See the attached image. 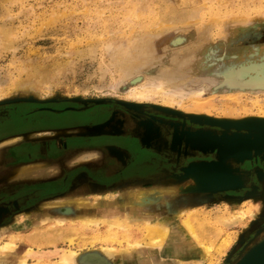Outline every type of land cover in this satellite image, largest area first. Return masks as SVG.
I'll return each instance as SVG.
<instances>
[{"label":"rangeland","instance_id":"obj_1","mask_svg":"<svg viewBox=\"0 0 264 264\" xmlns=\"http://www.w3.org/2000/svg\"><path fill=\"white\" fill-rule=\"evenodd\" d=\"M103 105L132 127H163L173 138L174 150L184 144L191 158L212 160L215 151H201L193 141L195 133L220 134L231 121L228 131L247 132L256 126L252 122L264 120V0H0V122L35 124L44 109L64 117ZM85 129L90 133L95 126ZM73 132L45 129L4 138L9 142L0 140V157L6 147L21 141ZM189 163L181 169L183 178L164 183L173 192L139 189L150 180L126 186L130 197L140 190L157 199L166 194L182 213L168 211L164 218L154 211L137 214L143 219L110 228L107 222H84L78 216L89 213L75 211L76 204L66 195L56 196L0 223V244L14 242L12 249L0 250V264H20L22 259L64 264L61 254L69 249L79 252L80 264H101L93 257H102L103 245L151 243L155 235L144 230L146 220L157 217L169 226V240L189 217L201 232L200 241L210 244L206 256L185 249L182 256H190L188 260L234 264L254 241L256 227L264 226V149L233 162L227 175L243 179L237 188L222 190L212 181L192 189L195 178L185 172ZM30 165L39 170L19 177L15 172L20 174L21 166L16 167L0 184L59 172L53 162ZM189 179L193 182L187 185ZM241 212L243 218H237ZM163 247L141 246L147 255Z\"/></svg>","mask_w":264,"mask_h":264},{"label":"flooded vegetation","instance_id":"obj_2","mask_svg":"<svg viewBox=\"0 0 264 264\" xmlns=\"http://www.w3.org/2000/svg\"><path fill=\"white\" fill-rule=\"evenodd\" d=\"M42 114L36 117L38 121L35 124L31 121L27 124L11 120L0 122V140L45 129H73L76 132L37 141L24 140L3 150L0 157V179L3 175L8 178V173L16 167L35 162H53L58 166L59 172L36 181L25 179L23 182L5 181L6 183L0 184V206L7 208V212L0 216L1 224L56 196L82 194L91 189L121 183L139 184L142 180L151 181L144 187L164 184L170 179L177 180L183 178V166L193 160L205 158H191L190 150L184 144L180 150H174L172 136H167L163 127L157 129L146 123H136L138 128L131 127L129 123L118 119L117 111L108 113L104 105L72 111L64 117L49 109H44ZM100 124L102 126H98ZM115 125L118 126L117 129ZM146 125L156 129L147 141L143 140L141 133ZM89 126H95V130L87 133L85 127ZM84 153L96 157L81 158ZM191 182L193 181L189 179L186 184ZM229 194L233 192L230 191Z\"/></svg>","mask_w":264,"mask_h":264},{"label":"bare ground","instance_id":"obj_3","mask_svg":"<svg viewBox=\"0 0 264 264\" xmlns=\"http://www.w3.org/2000/svg\"><path fill=\"white\" fill-rule=\"evenodd\" d=\"M199 91V90H198ZM197 91V92H198ZM203 91V90H202ZM201 92V90L199 91ZM126 112V111H125ZM132 113V112H131ZM113 115V114H112ZM259 115V114H258ZM260 115H264L263 114H260ZM133 117V116H132ZM134 118V117H133ZM111 119V118H110ZM130 119V118H129ZM110 121V120H109ZM117 122H119V120L116 119ZM143 121V120H142ZM162 121V120H161ZM166 123V122H165ZM110 124V123H109ZM176 124V123H174ZM101 125V124H100ZM115 129H117L116 125L114 126ZM132 127V126H131ZM138 128V126H136ZM156 127V125H155ZM158 127V126H157ZM173 127V126H172ZM190 127V126H189ZM119 129V128H118ZM130 129V128H129ZM155 128L151 125H146V127H144L143 130H141V133H142V138L143 140L147 141L150 136H152V133L156 130H154ZM158 129V128H157ZM171 130V129H170ZM177 130V128H176ZM119 131V130H118ZM127 131V130H126ZM135 131V130H134ZM169 131V130H168ZM192 132V131H191ZM194 132V131H193ZM129 133V132H128ZM140 133V132H139ZM190 133V132H189ZM217 133V132H216ZM154 134V133H153ZM181 134V133H180ZM179 134V135H180ZM185 134V133H184ZM156 135V133H155ZM163 135V134H162ZM192 135V134H191ZM197 135V137L195 136ZM193 135V141L196 142V143H200L201 145H204V146H209L211 144H219L220 146V155H218V158L217 157H213L212 160H207V159H198V160H193L191 161L188 166L185 168V172L190 174V175H193L194 178H195V181L194 183L191 185V188L194 189L196 186L199 185V187H202V188H205L206 186V183L208 182H212V181H215V183H219V184H222V182H229V183H232L233 180L231 179V177H228L224 174H222L223 172V169H222V162L224 163V160L226 158L227 155L225 154H240L241 152V149H243L245 146L249 145V139H256L257 141H263L264 142V128H259L257 130H255L253 133H252V137L250 138H247L245 136H219L217 137L216 135H212L210 133H202V134H195ZM202 135V136H201ZM157 136V135H156ZM168 136V135H167ZM170 136V135H169ZM176 138L177 140L179 139L178 138V135H176ZM201 136V137H200ZM141 138V137H140ZM139 138V139H140ZM191 138V137H190ZM189 138V139H190ZM138 139V138H137ZM138 139V140H139ZM173 139V138H172ZM175 139V138H174ZM6 142H9V139H4L2 141V143H6ZM143 142V141H142ZM151 142V141H150ZM175 142H178L175 140ZM141 143V142H140ZM142 144V143H141ZM149 144V143H148ZM172 144H174L172 142ZM259 144V143H258ZM179 145H181L179 143ZM176 146V145H175ZM182 146V145H181ZM188 146V145H187ZM192 146V144H191ZM261 146H264V143L261 144ZM173 147V146H172ZM179 147V146H178ZM195 147V146H194ZM179 150V149H178ZM202 151V150H201ZM181 152V151H180ZM196 152V150H195ZM179 153V152H178ZM171 154V153H170ZM176 155V153H174ZM193 154V153H192ZM220 156V157H219ZM217 158V159H216ZM27 165V164H26ZM26 165H22L21 167H19V170L20 173L22 171H24V169L28 168ZM26 172V171H25ZM24 172V173H25ZM258 174V173H257ZM200 175V177H199ZM192 177V176H191ZM190 178V177H189ZM193 178V177H192ZM243 179H241L240 177H236L235 178V181L237 183H240ZM154 185V184H153ZM187 187V186H186ZM197 188V187H196ZM147 189V188H146ZM174 188L171 186H163V187H153L151 190L152 191H155V192H173ZM259 189V188H258ZM201 190V188H200ZM255 190V188H254ZM181 191V190H180ZM183 191V190H182ZM134 193V192H133ZM70 196V195H69ZM75 197V196H74ZM133 200L134 202H136V204H138L139 206L140 205H144V204H147L149 202H152V201H155L158 197L156 196H153V195H150L148 192H145L144 190H140L138 191L136 194L133 195ZM74 199V198H73ZM131 200V201H133ZM68 201V200H67ZM76 201V200H75ZM172 201V200H171ZM94 202V201H93ZM173 202V201H172ZM77 203L78 205H83L85 207H82L83 211L84 212H88L89 214L88 215H84L82 217L83 221L84 222H87V223H98L99 222V218H102V217H99V216H96V219L94 218V216H91L93 215V213L91 212H97V210H93L91 208H88L90 202H89V199L87 198H79L77 200ZM76 204V203H74ZM125 204V203H124ZM186 204V203H185ZM172 203H168L166 205L165 208H161V206H155L153 207V209L151 208V212H155V213H159V214H165L167 213L168 211H174L175 213H179V212H183L184 210L179 208V206L177 205H172ZM182 205V204H181ZM70 206V205H69ZM139 206H136V208L134 207H131L133 209L130 210V213L131 214H136L138 213L139 214V211H138V207ZM100 207V206H99ZM107 207V206H106ZM109 207V206H108ZM141 207V206H140ZM182 207V206H181ZM104 208V207H103ZM148 208V207H147ZM167 208V209H166ZM106 209V208H105ZM104 209V210H105ZM259 209V208H258ZM192 210V209H191ZM11 211V210H10ZM100 211V210H99ZM107 211V210H106ZM150 211V210H149ZM189 211V210H188ZM240 211V210H239ZM242 211V210H241ZM7 212V208L4 207V206H0V216H3V214H5ZM71 212V211H70ZM102 212V211H100ZM105 212V211H103ZM191 212V211H190ZM173 213V214H175ZM251 214V213H250ZM193 215V214H192ZM243 215L244 213L241 212L240 214H237V218H243ZM252 215H255V213H252ZM125 216V215H124ZM160 216V215H159ZM188 216V215H187ZM232 216V215H231ZM256 216V215H255ZM98 217V219H97ZM143 217V216H142ZM164 218V216H162ZM146 218H149L148 216ZM63 219V218H62ZM62 219L58 220V221H63ZM159 218H149L146 220V226H145V229L144 230H147L149 232L150 235H155V236H152V242H150V240L148 242H143L141 240H137V241H128V245L126 247H121V248H117L116 246L114 245H103L102 246V250L107 254V255H110L112 257H114L115 259H120L123 257V253H125V255H128L129 254L131 255L133 253V249H136L137 252H139L140 254L143 252V250L145 248H141V246L144 244V243H148L150 245H154L156 246L157 248H161L163 247L164 245H168L166 244V242L169 243V246H168V249L170 252H172V254L174 256H177L175 258H173V261L174 263H178V264H196L195 262H197V264H200V260L201 259H194V260H188L187 261L185 259H182V255L184 253V251H186L185 249H188V246H187V243L190 244L189 240H186L184 238H182V236H175L173 237V243H174V246L172 245V240H169L168 238H170V235H169V227L168 225H165L164 223L162 222H158ZM110 220V219H109ZM106 222V221H104ZM109 227H113L115 225H120L119 222L117 223H113L112 221L111 222H107ZM121 223V222H120ZM107 225V226H108ZM133 225V223H132ZM117 227V226H116ZM127 227V226H126ZM180 228V227H179ZM183 231L188 234L189 237H191L193 239V241H196V242H199L200 246L199 247V250L203 251L204 252V255H208L211 251V247H210V244L209 245H206L204 244L203 242L200 241V236H201V232H199V229L197 228V226H195L193 224V222L190 220L189 217L185 218L183 221H182V228ZM181 231V230H179ZM182 232V231H181ZM255 235L256 237L254 238V241L252 242L251 246L249 247L248 250H246L242 255L241 257L236 261V263H239L244 257L243 256H247L248 254H250L251 252H253L255 249H257L259 246H261L263 243H264V226L262 227H259L255 229ZM157 236H159V238L157 239ZM180 235V234H179ZM128 238V237H127ZM205 238V237H204ZM166 239V241H165ZM171 239H172V236H171ZM253 239V238H252ZM169 240V241H168ZM251 240V239H250ZM126 241V240H125ZM165 241V242H164ZM164 242V243H163ZM193 243V242H191ZM13 245H14V242L13 241H10V240H6L4 241L2 244H0V250H10L13 248ZM195 245V244H194ZM212 246V245H211ZM146 247V246H145ZM213 250V249H212ZM242 250V249H241ZM190 252V251H189ZM79 252L77 250H74V249H69L67 251H65L64 253L61 254V257H60V262L61 263H64V264H80L77 260H76V255L78 254ZM159 254V253H158ZM191 254V253H190ZM193 255V253H192ZM211 256V255H210ZM240 256V255H239ZM131 259L130 262H125L126 264H135L132 261L133 257L130 256ZM153 257H158L157 255H153ZM19 259V258H18ZM114 259V260H115ZM161 258L158 257L156 259V261H158V264H165L164 262L161 263ZM204 259V258H203ZM208 259V257H207ZM133 260H136V259H133ZM98 262H101V264L103 263L101 259H97ZM128 261V259L126 260ZM143 261V260H142ZM182 261H185L184 263H182ZM192 262V263H191ZM194 262V263H193ZM20 264H30L28 261H26L25 259H22L21 263ZM60 264V263H59ZM136 264H140V263H136ZM141 264H143V262H141ZM144 264H147L145 263L144 261Z\"/></svg>","mask_w":264,"mask_h":264},{"label":"crops","instance_id":"obj_4","mask_svg":"<svg viewBox=\"0 0 264 264\" xmlns=\"http://www.w3.org/2000/svg\"><path fill=\"white\" fill-rule=\"evenodd\" d=\"M98 126H102V125H98ZM98 126H96V127H98ZM109 150L112 151V148L109 147ZM27 166H29V164H27ZM30 166L31 167H28V168L24 169V171H22L20 174L18 172H15V175H17L19 177H22V176H25V175L29 174V171L30 172H34L36 170L37 171L39 170L34 165H30ZM42 178L43 177H37V179H32V180L33 181L34 180L36 181V180H39V179H42ZM129 185H131V184L121 183V184H117V186H108L107 188H102V189H91V190L85 191L82 194H76V195H70V196L69 195H66L65 198L66 199L68 198L69 199V202L76 203V206L77 207H75V211H78L80 213L81 212H84L83 209H82L83 206H79L78 203H77V200L79 198H83V197L89 199L90 204H89L88 208H91L93 210L94 209L97 210V212L96 211L95 212H91V213H93V215H91V216H94L95 219H96V216L102 217V218H99V219L97 217V219L99 220V223H103L104 221H106V222H111L112 221L113 223H117V222H121L122 223V222H124L127 219L130 222H135V221H137L139 219H143V218H142V216H138L137 217V214L138 213H136L135 215L130 213V210L133 209L131 207L136 208V206H139V205L136 204V202H134V200H133L134 198L133 197H130L129 194L128 195L126 194V189H127L126 186H129ZM163 186L164 187L165 186L167 187V186H169V184H157V185H152V186H147V187L142 186L139 189H142V188H151V187L152 188L153 187H163ZM115 190L118 191V193L116 195H111V196H108L107 195V193H109L110 191H115ZM96 191L98 192V194H96ZM91 193H92V195H91ZM99 193H101V194H99ZM60 198L62 199V195L60 196ZM131 200H133V201H131ZM169 202L172 203L171 200H168V197L165 194L163 197H161V198H159V199H157L155 201L149 202V203L144 204V205H140L141 207L140 206L138 207L139 208L138 209L139 214L144 215V214H147V213L151 212V208L153 209L154 204H156V205L158 204L163 209V208L166 207V205ZM99 210L102 211V212H100ZM103 211H105V212H103ZM84 215L78 216V217H81L82 218ZM163 215H161L160 218H162ZM157 218H159V217H157ZM162 223H164L165 225H167V223H165L163 221H162ZM179 230H181L182 232L179 231ZM171 234H173V233H171ZM175 236H180V237L182 236V238H184L186 240H189V242L191 241L189 239L188 234H186L183 231V229H181V228H179L177 230V233H175ZM191 242H190V244L187 243L188 249L189 250L190 249H192V250L193 249L199 250V247H197V245H194V243H191ZM166 244H168V243H166ZM172 245L174 246L173 241H172ZM114 246H116V245H114ZM168 246L169 245H165V248L163 247V249L152 250V251H155V253L154 254H151V255H147V252H146L147 250H145V249L143 250V252L141 254L139 252H137L136 249H133L134 250L133 253L131 255L129 254V256L128 255H125V253H123V257L120 259V261H119V259L117 260L114 257H112L110 255H107L103 250H101V253H100L101 255L100 256H102V257H99V256L93 257V260L94 261H97V259L99 258V259L102 260V262H103L102 264H106L104 262H108L107 264H126L125 262H130L131 259H129V258H131L130 256H132L133 259H136V260H133L132 259L131 262H133L135 264L136 263H140L141 264V262H144V261L147 264H158V261L159 260L156 261V259L158 257H160L161 258L160 259L161 260V263L164 262L165 264H178V263H174L173 258H175L177 256H174L172 254V252L169 251ZM116 247L117 248H121V247H118V246H116ZM123 247H126V245L124 244ZM153 255H157L158 257L157 258L156 257H153ZM189 257L190 256H182V259H189ZM127 259H128V261H126ZM198 259H201L202 260V258H198Z\"/></svg>","mask_w":264,"mask_h":264},{"label":"water","instance_id":"obj_5","mask_svg":"<svg viewBox=\"0 0 264 264\" xmlns=\"http://www.w3.org/2000/svg\"><path fill=\"white\" fill-rule=\"evenodd\" d=\"M215 123H217V121L215 120ZM253 124L255 123L256 126L254 127H248V131L247 132H241V131H236V132H230L228 131L230 125L233 124V122L231 121L229 123V126L226 127V130L223 131L222 133L218 134L216 132H211V131H199L198 133H195V134H202V133H210L212 135H216L217 137H221V136H245L247 138H250L252 137V133L259 129V128H264V120H260V121H257V122H252ZM259 123H263V125L259 124ZM196 136V135H195ZM249 145L245 146L243 149H241V153L240 154H225L227 155L225 160H224V163L222 162V169L223 172L222 174L228 176V177H231V179L233 180L232 183H225V182H222V184H220V189L222 190H226V189H230V188H237L239 187V184L240 183H237L235 181V178L236 177H239L238 175H234V174H229L227 175V172H231L232 171V165H233V162L236 161V162H240L242 160H245L246 158L250 157L253 150H255L257 153L260 152V150L264 149V146H261V144H263L264 142L263 141H257L256 139H249ZM196 143V142H195ZM259 143V144H258ZM198 147L203 150V151H215L216 153V156L218 158V155H220V146L219 144H211L209 146H204V145H201L200 143H197ZM220 157V156H219ZM216 158V159H217ZM219 159V158H218ZM227 169H230L229 171H227ZM244 258L239 262V263H234V264H264V243L259 246L257 249H255L253 252H251L250 254H248L247 256H243Z\"/></svg>","mask_w":264,"mask_h":264}]
</instances>
